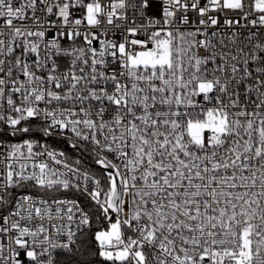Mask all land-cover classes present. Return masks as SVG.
<instances>
[{
    "label": "snow or ice",
    "instance_id": "1",
    "mask_svg": "<svg viewBox=\"0 0 264 264\" xmlns=\"http://www.w3.org/2000/svg\"><path fill=\"white\" fill-rule=\"evenodd\" d=\"M40 3L46 4L49 15L54 7L58 9V18L68 31H58L57 35H82L88 47L64 50V55L74 56L68 72L56 75L53 62L46 78L37 75L33 68L43 69L50 58L46 51L41 60L40 44L28 39L35 36L43 41L45 37L43 21L34 15L37 0H26L18 7L14 0H0V19L11 37L7 45L0 39V56L11 57L13 45L21 47L24 54L37 56L33 66L19 56L14 61L0 59V101L7 95L9 108L17 114L0 113V120L13 130L12 134L27 133L29 127L17 126L43 115L50 118L49 128L70 129L75 137L90 142L100 152L115 153L120 163H113L107 156L97 160L114 170L108 173L105 192L101 181L88 174L82 175V184L79 170L67 164L63 165L67 172H60L47 162H37L35 158L44 153H34L31 142L25 141L27 155L22 145H11L6 174L0 180V204L8 203L11 189L28 181L48 191H83L109 221L107 229L95 233V240L99 256L110 264H264V55H256L257 50L264 53V43L255 44L245 55V67L241 69L235 63L237 55L215 51L216 45L207 32L208 27L219 23L211 13L225 10L242 13L235 20L225 18L226 26L243 19L254 28L264 27V0H250V11H245L244 0H206L203 4L201 0H165V26L174 22L189 24L187 13L191 10L198 13L202 27L195 31L161 27L147 40L131 39L118 45L100 41L99 50L92 47L95 33L69 27L83 23L82 19L70 20L71 0L54 5L47 0ZM82 6L86 8L87 25H99L102 6L98 0ZM111 7L109 24L114 9L124 7L123 0ZM26 9L33 12L36 31L14 24L15 20L29 19ZM49 25L55 26L52 22ZM136 32L135 28L129 29L132 36ZM215 35L213 31L211 36ZM18 37L24 38L19 44ZM137 45L139 50L130 47ZM45 48L61 52L55 39ZM199 49H204L206 55L201 56ZM238 51L244 53L243 49ZM217 55L222 62L209 71L207 65L215 63ZM109 56L111 63L119 64L110 73L106 71ZM257 59L262 65L256 69L260 76L256 87L249 86L248 92H258V102L249 111L241 106L240 94L232 85L252 75L247 65L249 60ZM14 68L25 80L13 78ZM241 71L243 76H238ZM13 93L21 94L19 106ZM196 97L211 106L200 104ZM53 101L71 104L54 109L37 106ZM109 107L110 120L105 119ZM49 128L44 129L45 133L50 134ZM46 155L55 164H62L53 152ZM68 173L75 176L76 182ZM89 179L95 185L92 190L87 186ZM67 205L71 206L64 207ZM73 208L80 212L77 229L90 225L88 213L75 200L52 199L49 203L30 195L17 199L15 209L0 224V234L12 233L8 255L0 243V264H22L20 252L13 245L23 249L33 264H56L53 251L60 248L71 252L76 232L71 223L52 224L57 235L65 234L67 227V242L58 243L43 221L63 220L66 216L72 222ZM110 213L116 214L114 220ZM33 221L39 223L29 226Z\"/></svg>",
    "mask_w": 264,
    "mask_h": 264
},
{
    "label": "built area",
    "instance_id": "2",
    "mask_svg": "<svg viewBox=\"0 0 264 264\" xmlns=\"http://www.w3.org/2000/svg\"><path fill=\"white\" fill-rule=\"evenodd\" d=\"M26 0H14V6H19L21 3H25ZM63 3L65 0H47L48 4H55V3ZM92 2V0H82V2H78V0H71L73 4L70 7V20L74 19H82L83 23L79 26L70 25L69 27H76L79 29L81 33H95L97 39L92 41V47L96 48L97 50L100 49V41H111L116 43H124L126 40L131 39H139V40H147L149 35L159 30L161 27H165L167 30H175L179 28L180 31H195L198 27H202L198 24V13L189 11L187 15L189 16V24H181L179 22H174L171 25L165 26L163 24L164 16H163V8L165 6V0H123L124 7L120 8L117 7L114 9L115 14L112 16V23L109 24L107 22L108 13L113 11L111 5L120 3V0H98L100 5L102 6V12L99 14V19L101 23L95 27H91L87 25L86 22V8L82 6L86 5L87 3ZM206 0H201V3H205ZM246 5L245 11H250L247 5L250 3V0H244ZM27 16L29 19L24 21L15 20L14 24L16 26L21 27H28L32 31L37 30V23L34 22L31 17L33 16V12L31 9H26ZM58 9L56 7L53 8V14L49 15L46 11V4L40 3V0H37L36 10H35V17H39L41 21H43V27L41 30L45 31V37L43 41H40L37 37H28L29 40L33 42H37L40 44V59L43 60L45 57L46 51L49 52L50 58L47 60V65L40 70H33L36 71L37 75L44 76L45 78L49 74V71L52 67L53 62L56 64V75H61L68 72L72 68V60L74 56L64 55V50L71 51L72 49L85 47L87 48L83 36H74L72 38H68L67 35H57L59 32H67L68 29L63 27L61 24L60 19L58 18ZM180 14L177 13V16ZM211 15L217 16L219 19L218 25L215 27H208L207 32L209 33V37L212 40V43L216 45L215 51L217 53H230L231 55H237L238 60L235 62L237 66L243 69L245 66L243 64V60L245 55L252 51L253 46L257 43H264V27H252L248 24L246 20L240 19L239 24H233L232 26L224 25L223 21L225 18L231 19H238L242 13L234 12L230 10H225L223 12H213ZM122 17V18H121ZM253 18L249 16V19ZM49 22H52L55 26L52 27L49 25ZM247 25V26H245ZM130 28L137 29L136 35L132 36L129 33ZM0 31H3L4 35L0 36V39L5 41L7 45L11 39L9 35V29L4 26L3 19H0ZM215 31L216 35L211 36V33ZM202 38V37H198ZM24 38L18 37L16 38V43L19 44ZM57 40L60 44L61 52L60 54H56L54 49L46 50L45 44L51 40ZM223 41V44L220 42ZM151 47L152 45L149 43L148 45ZM14 47V52L11 57H4L0 56V59H12L19 56L22 57L23 60L29 63L30 66L34 65V61L37 59L36 54L33 53H23V49L21 47ZM134 47L136 50L140 49V46H130ZM243 49L244 53L241 54L238 50ZM199 54L201 56L206 55L204 49H199ZM257 56L264 55L259 50L256 51ZM110 63L107 67L106 71L109 73L119 67L118 63H111L112 57L107 58ZM220 56L217 55L215 63L211 61L207 65L209 71L212 68L216 67L217 64L221 63ZM262 66L260 61L257 59L255 61L249 60L247 65L249 71L252 73L251 76L242 80L239 84H233L232 88L235 89L240 94V102L241 106H247L248 110L251 111L254 107V104L258 102L257 98L259 93L255 90L248 92L249 86H252L253 89L256 87V80L257 77L260 76V73L256 71L258 67ZM88 71V69H86ZM77 75H79L78 68L76 69ZM230 72V69H229ZM223 75V73H221ZM238 76H243V72L241 71L238 73ZM14 79L18 80H25V78L20 74L18 69L14 68ZM111 88V85H109ZM55 90V89H54ZM7 93V89H6ZM13 100L17 106L21 104V94L20 93H13ZM196 100L200 102V104H209V102L204 101L202 97H196ZM227 98H225L226 100ZM7 95L5 96L3 101H0V113L3 115H17L16 113L12 112L9 108L7 102ZM87 103V102H86ZM95 103V102H93ZM107 103V102H105ZM214 103V101H213ZM71 102H61L57 104V102L53 101L51 105L45 104L44 102H39L37 105L41 109H54L58 107H69ZM211 106V104H209ZM77 110L79 109V105L77 104ZM112 108L109 107L108 112L106 113L105 119H111ZM51 121L49 119H45L43 115L37 116L34 118H29L27 121H22L19 127H29L30 131L27 133H23L20 131H16L15 134H12L13 130L4 123V121L0 120V180L3 179L4 175L6 174V164L7 160L6 157L8 152L10 151V146L19 144L22 145V150L24 151L25 155H27V147L25 145V141L31 142L33 145V152L34 153H44L43 155L37 156L35 159L37 162L44 161L49 164V166L53 169H56L60 172H67V169L64 168V164L69 165L71 168H75L79 170L81 174V183L83 184L82 175L88 174L90 177L95 179H99L101 181V188L103 191H107L103 187V179L101 175L94 170L84 166L81 164L80 160L81 157H88L91 155L94 157V162L96 163L100 156H107L109 160H112L113 163L119 164L120 162L115 159V153H107V152H100L93 144L87 141H83L75 137V135L70 131V129H60L58 127L49 128ZM49 128V133H45L44 129ZM102 139V137H101ZM47 152H53L57 159L62 161V164H55L49 157H47ZM18 170V168H17ZM31 169V162H29V169ZM114 171V170H113ZM68 175L72 178L73 182H76L75 176L72 173H68ZM87 186L89 190H92L95 185L92 179H89L87 182ZM34 189H40L41 192H37ZM70 190H56L53 189L51 191L41 189L39 187L34 186L33 182H23L22 186L19 188L11 189L12 195L8 197V203L0 204V224H3V218L9 216V213L15 209V201L24 195H30L35 200L40 199H47L49 203H51L52 199H66V200H75L79 204V208L83 211L87 212L90 219V225L88 226H81L82 230H78L76 225L79 223L80 212L73 208V212L75 213L74 221L68 222L66 216L63 220H56L53 219L52 221H48L45 219L43 221L45 227L49 228L50 233L58 243H66L67 236L65 227V234L57 235L55 229L51 227L52 224H64L67 226L69 223L72 225V229L76 232V236L74 237L75 243L71 245V249L73 250L74 247L77 245L79 237L82 235L84 231H86L91 226V216L89 212L83 206L80 197L71 194ZM258 190V189H257ZM76 191V190H75ZM83 192V191H80ZM84 193V192H83ZM86 194V193H84ZM87 195V194H86ZM130 199V198H126ZM101 200H103V194L101 196ZM95 202V201H94ZM96 203V202H95ZM71 205H67L64 207H70ZM55 208V205H53ZM128 210V206L125 205V211ZM112 219L116 218L115 213H110ZM26 223V221H21V224ZM39 223V221H33L29 226L32 224ZM107 224L109 226V221L107 220ZM108 226L106 228H108ZM130 234V233H129ZM12 233L8 234H0V243L5 245L4 253L5 255L9 254V236ZM29 239V243H31V238ZM16 247L17 250L20 252V256L18 259L22 262V264H33V262L29 261L24 250L19 249L18 246L13 245ZM99 247V245H98ZM39 251V249H37ZM71 250V251H72ZM63 252H69L66 249H55L53 251V255L56 260V264L61 263L60 254Z\"/></svg>",
    "mask_w": 264,
    "mask_h": 264
},
{
    "label": "trees",
    "instance_id": "3",
    "mask_svg": "<svg viewBox=\"0 0 264 264\" xmlns=\"http://www.w3.org/2000/svg\"><path fill=\"white\" fill-rule=\"evenodd\" d=\"M81 164L99 173L103 179V187L108 188V175L96 166L94 157H81ZM41 192L40 189H34ZM71 194L80 197V200L91 216V226L79 237L77 245L71 252L60 254L62 264H110L103 257L99 256L98 242L95 240V233L108 226L99 205H97L88 195L80 191H71Z\"/></svg>",
    "mask_w": 264,
    "mask_h": 264
},
{
    "label": "water",
    "instance_id": "4",
    "mask_svg": "<svg viewBox=\"0 0 264 264\" xmlns=\"http://www.w3.org/2000/svg\"><path fill=\"white\" fill-rule=\"evenodd\" d=\"M97 167H99L101 170H103L107 175L110 171H113L112 169H108L103 167L102 165L98 164L97 162L95 163Z\"/></svg>",
    "mask_w": 264,
    "mask_h": 264
},
{
    "label": "rangeland",
    "instance_id": "5",
    "mask_svg": "<svg viewBox=\"0 0 264 264\" xmlns=\"http://www.w3.org/2000/svg\"><path fill=\"white\" fill-rule=\"evenodd\" d=\"M105 229H107V228H104V229H102V230H105ZM99 231H101V230H99Z\"/></svg>",
    "mask_w": 264,
    "mask_h": 264
}]
</instances>
